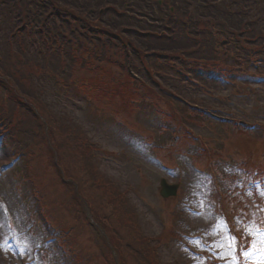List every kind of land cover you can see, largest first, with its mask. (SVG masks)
<instances>
[{
  "label": "rangeland",
  "instance_id": "rangeland-1",
  "mask_svg": "<svg viewBox=\"0 0 264 264\" xmlns=\"http://www.w3.org/2000/svg\"><path fill=\"white\" fill-rule=\"evenodd\" d=\"M131 1L108 0L120 6L118 11L138 6H130ZM181 2L187 5L186 18L177 23L182 29L175 25L173 30L164 20L165 27L155 25L160 27L157 36L168 33L166 28L174 32L171 41L162 38L158 44L138 36L144 30L139 22L119 19L113 25L121 34L126 30L123 37L136 47L149 51L152 45L164 46L174 53L162 57L159 51L149 56L129 48L111 51L117 59L127 57L124 63H136L134 68L155 65V78L144 77L146 85L135 90L139 98L134 104L121 100L120 91H110L124 80L126 65L110 66L105 74L94 67L97 54L104 52L100 46L117 42L94 30L89 35L93 38L80 46L63 45L58 53L57 48L34 45L39 56L29 63L14 62L1 48L12 53L29 49L6 38L2 29H10L16 20L1 10L0 68L6 77H0V202L12 215L0 211V264H73L65 250L76 252L77 246L62 236L60 216L63 224L77 225L74 234L85 251L93 236L95 248L88 253L96 256L91 258L94 264H143L135 247L153 248L156 253L150 251V257L164 264L245 262L237 246L251 241V223L264 226V187L252 185L259 182L255 171L264 170V0ZM152 3L158 21L161 10ZM209 4L218 14L201 16ZM17 7L23 5L12 8ZM237 12L243 16L238 22L222 15ZM136 16L139 11L132 12V19ZM46 53V61H39ZM141 72L137 70L138 77ZM111 73L117 84L107 81ZM106 85L108 96L101 91ZM5 96L27 105L14 108L21 117L4 107ZM161 179L178 185L175 199L160 197ZM106 185L112 190L107 192ZM103 196L119 201L109 205ZM116 206L122 227L118 224L121 228L109 237L120 252L115 260L94 229L106 230L104 224L93 223L91 229L85 214L103 215ZM225 225L231 231L240 227L238 241H229L220 228ZM252 236L256 239L248 261L264 264V236ZM146 239L148 243L141 242ZM207 249L212 250L196 255Z\"/></svg>",
  "mask_w": 264,
  "mask_h": 264
},
{
  "label": "trees",
  "instance_id": "trees-1",
  "mask_svg": "<svg viewBox=\"0 0 264 264\" xmlns=\"http://www.w3.org/2000/svg\"><path fill=\"white\" fill-rule=\"evenodd\" d=\"M18 1H20V0H18ZM59 1L60 0H53L51 2V5H50V3L48 1L45 2L43 0H37L36 4L34 6L32 4L33 0H25V6L29 5L27 7V11H25V13H27V15H29V16H27L23 13V14L19 15L18 21L19 22L27 21L28 24H31V25L37 27L38 28V30L36 32L37 37L42 38L44 29L46 28V24H47V21L43 18V17H45L44 16L45 12H47V11L55 12V11L62 10L61 8H57L58 7L57 3H59ZM78 1L79 2H77L76 0H64L63 6L66 9L64 10L62 16L67 21V25L69 27L72 26V28H66L65 27V29L63 30L62 36H61V37H63V41L60 43L63 44L64 46H66V45L80 46L82 40H85V39L91 40L93 38V37L89 38V35L94 30L98 31V34H103V35L109 37L111 41L117 42V43H112V44L106 43L104 46L103 45L100 46L104 49V52H101V54H97L96 60H98V55H100V57H99L98 63L95 64L94 67L97 69V71L100 74H105L108 72V69L110 66L120 68L122 64L126 65L125 70H123L125 72L127 71L125 73L124 80L119 82L117 89L113 88L110 91H112V92L120 91L119 97L121 100H127L128 103H132V104L136 103L138 98H139V94L136 96L135 90H139L144 85H146L144 77L150 76L151 79L155 78L152 75V71H151V70H154L155 65L152 64L149 67H147L144 64H141V65L137 66L136 68H134L136 63H133L131 61L124 63L128 59L127 57H121V59H117L114 57L115 56L114 53L111 54V51H115L114 48H116V50L117 49L118 50L124 49V51H126L125 48H127V49L129 48L133 52L136 50L141 55H146V56L153 55L155 53V51H159L160 54L162 55V57L169 56V55H172L174 53L171 51V48L164 47V46H156V45H152L150 43L149 44L153 46V48H149L150 52L148 50H143L140 47L134 46L129 40H127V38L123 37V35L125 36L127 34L126 30H123L122 34H121V32L119 30H117L116 28L113 27V25H115V21L119 20V19H126L131 24H133L135 22L138 24V22H139V24L143 26L144 30H142V32H140V34H138V36L147 35L149 37V42H154V43H158V44L161 43L163 39L167 40V41H171V38L173 37L174 32H170V30L166 28L165 32H168V33H166V34L163 33L160 36H157L155 31L159 30L160 27L157 28V27H155V25L164 26V27L166 25H163L161 22L164 20L163 18H160L158 21H156L157 19L153 15V12L151 11V10H153V8H146L145 10H147V11H143V10H122V11L109 10L106 12L105 15H103V17L105 16L103 18V20L101 21L103 23V26L99 25L97 28H94V30H91V29H93V28H91L92 24H94L93 22L95 20H98L99 18H101V16L99 15V10L103 9L104 4L100 0H95V1L78 0ZM139 1H142V0H133L130 2L129 5H133V3H136L139 6ZM6 3L7 4L12 3V0H0V6L3 4H6ZM112 4L109 3V6L113 9L115 7V5H112ZM148 6H149V4L146 3V7H148ZM36 8H39V10H37ZM56 8H57V10H56ZM216 10L217 9L213 8V7H210V10H201V16H203V14H205L207 16L217 15L218 13ZM133 11H139V14L141 16H136L134 19H132V12ZM0 12H1V10H0ZM146 14H147V18H146ZM222 15L225 16V19L232 18V20L235 22H238V20H239L236 18L243 17L241 12L232 13L229 17L226 14H222ZM168 16L170 18L172 27L174 28L173 30H176L175 24H174L175 22H176V24L179 22H183V19L186 18L185 15H183L181 18H176V19H175V15H168ZM7 17L11 18L13 16H12V14H9V15H7ZM169 18L167 17L168 20H169ZM145 20H147L148 24H150V25L145 24L144 23ZM53 27H54V25H50L46 29L53 30ZM2 30H3V33L6 36V38L9 40L11 37V34H10L11 28L10 29L9 28H5V29L3 28ZM203 32L209 33L205 30H203ZM129 39H131V36H129ZM60 43H57V44L59 45ZM1 49L3 51H7L6 53L10 52L8 57H12L13 59L18 55L16 53H12L11 51H8L5 47L1 48ZM141 50H143L144 52L141 53ZM72 59L76 60L75 58H72ZM100 62H103V64L101 65ZM174 63L175 62H173V64ZM176 65H177V63H176ZM0 67H1V65H0ZM137 70H138V72L142 71L141 72L142 75L140 77L137 76ZM1 74H2V70L0 68V75ZM113 79H114V74L111 73L109 75V78L107 81L109 83L112 82L114 84H117V83H115V81ZM133 85H136L135 86L136 88H133ZM14 87L16 88L17 86H14ZM108 87H109V85H106V89H101V91L104 93L105 96H108L111 93L109 91H106ZM131 91H134V92H131ZM6 97H7V101L5 100ZM13 99L14 98L10 97V96L4 97V101L6 103L7 102H14ZM4 101H3V103H5ZM71 231H72V229L67 230L68 233H70ZM151 241L154 242V239L151 238ZM141 242L146 244L149 242V239L141 240ZM153 247H155V246H153ZM127 248H128V246H127ZM141 249H142V247L141 248L135 247V249H133V250L137 251L134 253V255L141 258L143 261V264H164V263H161L160 260L159 261L157 260V256L150 257V255H149L150 251H154L156 253V251L153 248H151L152 250L151 249L150 250L145 249V251H143ZM128 253H130V252L128 251ZM142 256H144V257L142 258Z\"/></svg>",
  "mask_w": 264,
  "mask_h": 264
},
{
  "label": "water",
  "instance_id": "water-1",
  "mask_svg": "<svg viewBox=\"0 0 264 264\" xmlns=\"http://www.w3.org/2000/svg\"><path fill=\"white\" fill-rule=\"evenodd\" d=\"M176 192V186H168L164 180L161 181V191L160 195L163 198H168L170 196H174Z\"/></svg>",
  "mask_w": 264,
  "mask_h": 264
},
{
  "label": "bare ground",
  "instance_id": "bare-ground-1",
  "mask_svg": "<svg viewBox=\"0 0 264 264\" xmlns=\"http://www.w3.org/2000/svg\"><path fill=\"white\" fill-rule=\"evenodd\" d=\"M229 169H231V170H241V168L240 167H238L237 166V168H233V167H231L230 165H226ZM262 167H264L263 165H262ZM242 169H244V168H242ZM258 179H259V182L261 183V184H263L264 185V170H259V172H258ZM250 179H251V177H250ZM245 182V181H244ZM248 183V182H247ZM248 202V200H246V201H243V202H241V204H246ZM169 234V233H168ZM251 264H253V263H251Z\"/></svg>",
  "mask_w": 264,
  "mask_h": 264
}]
</instances>
